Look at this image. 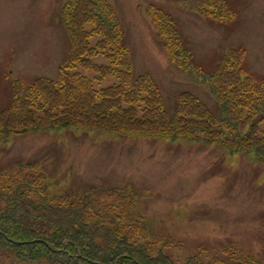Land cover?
<instances>
[{"label": "trees", "instance_id": "trees-1", "mask_svg": "<svg viewBox=\"0 0 264 264\" xmlns=\"http://www.w3.org/2000/svg\"><path fill=\"white\" fill-rule=\"evenodd\" d=\"M187 7L212 23L228 24L235 17L226 0H188ZM145 10L172 68L204 85L216 110L182 91L168 113L154 78L147 72L135 75L110 2L63 0L66 62L56 78L10 82V101L0 109V140L61 129L185 140L250 157L264 168V81L246 69V50L230 48L204 71L194 64L174 18L152 3ZM97 57L105 63L95 62ZM106 78L115 81L100 86ZM163 232L141 214L134 189L95 186L56 194L39 162L0 167V253L21 263L215 264L198 255L175 263L163 249L176 241ZM221 254L219 264H263L237 245L223 247Z\"/></svg>", "mask_w": 264, "mask_h": 264}, {"label": "rangeland", "instance_id": "rangeland-1", "mask_svg": "<svg viewBox=\"0 0 264 264\" xmlns=\"http://www.w3.org/2000/svg\"><path fill=\"white\" fill-rule=\"evenodd\" d=\"M108 1L122 24L135 75L147 72L154 78L168 113L182 91L213 111L216 103L204 85L171 67L145 10L150 3L174 18L194 64L204 71L212 70L228 49L243 47L246 69L264 81V0H226L235 11L228 24L199 16L188 9V0ZM62 2L0 0V109L10 101L12 80L58 76L68 53L59 17ZM94 61L105 63L101 57ZM114 81L106 78L99 85ZM14 161L39 162L56 194L95 186L134 189L145 219L176 241L163 249L175 263L198 255L219 264L222 248L232 244L264 264V168L250 157L185 140L61 129L0 140V167ZM0 264L24 263L0 253Z\"/></svg>", "mask_w": 264, "mask_h": 264}, {"label": "water", "instance_id": "water-1", "mask_svg": "<svg viewBox=\"0 0 264 264\" xmlns=\"http://www.w3.org/2000/svg\"><path fill=\"white\" fill-rule=\"evenodd\" d=\"M93 264H98V263H93Z\"/></svg>", "mask_w": 264, "mask_h": 264}]
</instances>
